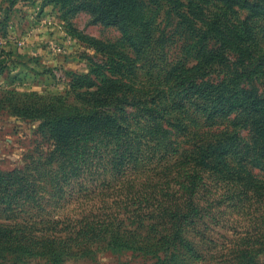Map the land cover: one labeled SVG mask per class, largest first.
<instances>
[{
	"label": "trees",
	"instance_id": "trees-1",
	"mask_svg": "<svg viewBox=\"0 0 264 264\" xmlns=\"http://www.w3.org/2000/svg\"><path fill=\"white\" fill-rule=\"evenodd\" d=\"M44 5L58 6L64 17L86 13L93 25L121 33L114 43L86 41L100 59L90 60L88 73L71 74L63 95L9 92L4 99L12 116L39 122L50 163L58 164L61 198L124 203L132 224L198 215L202 187L231 206L249 198L264 206V177L252 172L264 174V0ZM6 56L0 50V75ZM37 176L0 171V254L60 264L89 256L94 244L118 251L151 239L130 236L106 216L29 215V207L41 210Z\"/></svg>",
	"mask_w": 264,
	"mask_h": 264
},
{
	"label": "rangeland",
	"instance_id": "rangeland-1",
	"mask_svg": "<svg viewBox=\"0 0 264 264\" xmlns=\"http://www.w3.org/2000/svg\"><path fill=\"white\" fill-rule=\"evenodd\" d=\"M120 37L115 27L93 25L86 13L64 17L58 6L44 5V0H0V50L7 55L0 75V171L19 170L32 176L41 173L39 179L34 177L41 210L27 208L31 216L49 220L106 216L122 223V230L130 236L151 237L148 241L133 239L134 245L118 251L94 244L89 256L65 258L60 264H264V206L255 199L231 206L221 202L220 192L202 187L194 200L198 215L171 224L159 218L132 224L124 203L104 204L95 196L88 198L92 202H70L59 195L54 179L58 164L50 163L52 147L41 134L39 122L12 116L4 99L9 92L63 95L71 74L88 73L90 60L100 59L86 41L114 43ZM259 42L264 48V39ZM177 52L172 48L169 55L174 57ZM242 135L246 137L245 132ZM252 172L264 177L258 169ZM157 220L161 221L158 228L150 230L158 225ZM177 236L193 252L183 249ZM0 264L58 263L35 256L0 254Z\"/></svg>",
	"mask_w": 264,
	"mask_h": 264
}]
</instances>
